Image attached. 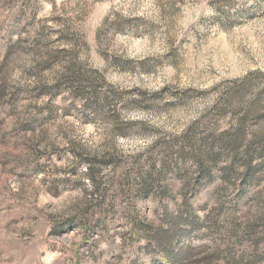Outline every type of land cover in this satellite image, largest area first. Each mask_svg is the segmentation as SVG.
I'll list each match as a JSON object with an SVG mask.
<instances>
[{"label": "rangeland", "instance_id": "1", "mask_svg": "<svg viewBox=\"0 0 264 264\" xmlns=\"http://www.w3.org/2000/svg\"><path fill=\"white\" fill-rule=\"evenodd\" d=\"M246 78L231 109L264 96V0H0V264H162L130 234L168 219L264 264V121L210 146Z\"/></svg>", "mask_w": 264, "mask_h": 264}, {"label": "trees", "instance_id": "2", "mask_svg": "<svg viewBox=\"0 0 264 264\" xmlns=\"http://www.w3.org/2000/svg\"><path fill=\"white\" fill-rule=\"evenodd\" d=\"M244 81V82H243ZM240 82L241 86H236L234 89H231L225 99V107H223L222 112H225L226 109H229L235 115V118L238 121V124L235 129L231 131L221 134L217 139H213L210 143L211 147L216 145L220 150L223 151H231L234 152L241 146H243V137L242 133L244 129L249 127L250 121L259 122L264 121V111L260 112V110H264V96L261 97L260 94L254 95L250 100V103L246 105L245 108L242 106L241 108H233V103L240 99H244L246 97V93L250 90L251 83L246 80ZM245 85H248L247 89H244ZM260 97V98H259ZM245 149L248 150H264V136H253L249 142H246ZM202 144H206V141L203 139ZM200 150V147L198 146ZM88 172L86 174L87 179L93 181L92 175V164L91 162H87ZM181 220L180 222H182ZM173 220L168 219L165 223H161L159 227L154 228L150 232L146 233L143 231V227L141 225L133 224L131 227L130 236L135 237L139 242L142 239L146 240V252L150 254L159 252L162 256L158 262L162 264H213L219 257L216 254V251H213L206 258H200L198 260H192L190 257L195 249L192 248L191 243H188L186 246L181 247L176 252L175 248H172V245L176 243L180 244L181 236H171V228L173 226ZM208 248L207 246L198 247L197 250H202ZM152 249V250H150Z\"/></svg>", "mask_w": 264, "mask_h": 264}]
</instances>
